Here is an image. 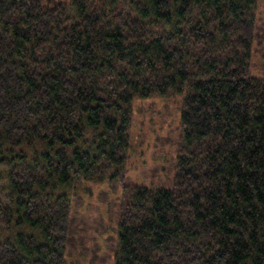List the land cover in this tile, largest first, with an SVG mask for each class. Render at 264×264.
<instances>
[{
  "label": "trees",
  "instance_id": "16d2710c",
  "mask_svg": "<svg viewBox=\"0 0 264 264\" xmlns=\"http://www.w3.org/2000/svg\"><path fill=\"white\" fill-rule=\"evenodd\" d=\"M259 1L0 0V264H66L135 105L172 99L173 185L128 191L114 264H264Z\"/></svg>",
  "mask_w": 264,
  "mask_h": 264
},
{
  "label": "rangeland",
  "instance_id": "374dc122",
  "mask_svg": "<svg viewBox=\"0 0 264 264\" xmlns=\"http://www.w3.org/2000/svg\"><path fill=\"white\" fill-rule=\"evenodd\" d=\"M257 39L252 75L264 76V0L256 11ZM182 100H147L134 107L128 162L120 181L88 184L74 204L66 264H114L119 209L133 187L171 188L177 160ZM179 111V113H178Z\"/></svg>",
  "mask_w": 264,
  "mask_h": 264
}]
</instances>
